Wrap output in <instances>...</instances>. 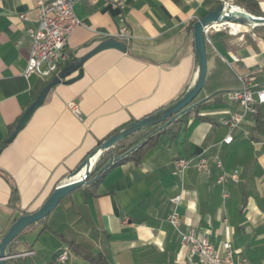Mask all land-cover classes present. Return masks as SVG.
Wrapping results in <instances>:
<instances>
[{
    "label": "crops",
    "instance_id": "obj_1",
    "mask_svg": "<svg viewBox=\"0 0 264 264\" xmlns=\"http://www.w3.org/2000/svg\"><path fill=\"white\" fill-rule=\"evenodd\" d=\"M115 1H77L73 12L85 26L71 33L66 50L77 60L113 39L125 46V52L109 49L88 59L82 77L51 89L15 139L3 145L45 81L23 77L30 53L24 36L37 25V0H0V240L16 217L36 211L100 142L169 107L188 91L197 75L189 25L222 1L233 4L231 0H126V7L118 8L112 6ZM256 1L264 16V0ZM20 15L26 19L20 20ZM123 26L129 38L119 40ZM208 38L203 97L218 94V101L195 105V113L191 109L183 114L176 135L160 136L140 165L112 168L96 185L88 183L71 193L48 216V226L88 241L93 255L103 250L104 235L112 264H189L187 250L167 223L175 210L184 227L206 234L220 254L223 243L229 242L235 258L264 264V142L251 144L257 167L241 177L243 170L234 164V157L243 147L235 150V140L249 139L254 121L249 119L236 130L230 145L222 142L226 130L220 124L236 111L228 94L240 88L238 77H252L254 84L264 85V27H244L236 36L212 32ZM20 40L22 44L15 47ZM69 103L77 107L79 118ZM200 155H217L225 174L239 172L238 183L217 185L214 169L209 174L193 169L179 172V158ZM13 192L16 206L10 203ZM174 197L180 198L178 206L170 203ZM73 206L83 208L89 227L81 223V216L72 215ZM91 229L97 233L91 234ZM21 243L33 254L15 259L18 264H47L62 253L66 260L61 264H89L43 225L29 229Z\"/></svg>",
    "mask_w": 264,
    "mask_h": 264
},
{
    "label": "built area",
    "instance_id": "obj_2",
    "mask_svg": "<svg viewBox=\"0 0 264 264\" xmlns=\"http://www.w3.org/2000/svg\"><path fill=\"white\" fill-rule=\"evenodd\" d=\"M77 1L98 2L99 0H37L38 21L34 28L25 31L24 40L30 44V53L23 77L36 76L47 82L56 77L62 70L68 59L69 53L66 50L67 40L71 33L78 27L85 25L80 23L74 15L73 5ZM221 3H228L222 1ZM112 6L118 8L126 7V0H116ZM238 8V7H237ZM240 9V8H239ZM20 20H25L24 15L19 16ZM232 25L235 29L229 27ZM244 26L219 22L204 28L205 44H211L208 36L212 33L226 32L228 35L236 36L241 33ZM129 32L126 27H121L117 39H128ZM22 40L15 44L18 47ZM240 88L228 94V99L236 105V111L229 113L227 117L220 121L221 126L226 130L223 144L230 145L233 141V134L236 130L253 117L259 108H264V85L254 84L252 77H238ZM69 109L79 118L80 112L73 103H69ZM176 166L179 172L183 173L188 169L197 172L211 173L217 171L215 183L224 186L226 182L238 183L239 172L233 171L230 174L223 172V165L217 155L207 157L200 155L193 158H179ZM226 198V192L222 193ZM179 197L170 199L173 206H178ZM167 223L176 234L181 247L188 252L189 264H249L245 260L235 258L231 244L225 242L222 245L223 254L213 246L206 234H201L197 228L184 227L179 215L173 210L167 216ZM32 251H26L7 258L18 259L28 257ZM66 254L57 256L56 262L63 263Z\"/></svg>",
    "mask_w": 264,
    "mask_h": 264
},
{
    "label": "water",
    "instance_id": "obj_3",
    "mask_svg": "<svg viewBox=\"0 0 264 264\" xmlns=\"http://www.w3.org/2000/svg\"><path fill=\"white\" fill-rule=\"evenodd\" d=\"M219 22L237 24L244 27L248 26L251 28L264 27V17H255L230 3H220L214 10L208 12L204 17L194 22L191 26V31L193 37L195 62L197 65V75L193 85L181 98H179L169 107L161 109L139 121L130 123L129 125L112 134L98 147H96L72 174H70L64 181L59 183L54 188L45 202L36 211L18 217L0 240V264H7V248L17 236H19L29 226L47 218L55 210L63 198L88 184L87 178L89 177L94 164L97 162L99 156L102 153L113 148L124 138L141 130L160 125L167 121L162 126V129L166 128L176 119L180 118L183 114L193 108V106L190 105L204 88L207 76V54L203 30L204 28ZM109 49L125 52V46L122 43H119L113 39L103 41L89 53L78 58L75 62L62 69L56 77L52 78L38 93L37 97L18 120L13 131L6 140V145L10 144L15 139L17 134L29 121L35 110H37L43 104L51 89L60 83L69 85L80 79L83 74L81 70L83 64L95 54ZM74 73H77L74 78L67 79Z\"/></svg>",
    "mask_w": 264,
    "mask_h": 264
},
{
    "label": "trees",
    "instance_id": "obj_4",
    "mask_svg": "<svg viewBox=\"0 0 264 264\" xmlns=\"http://www.w3.org/2000/svg\"><path fill=\"white\" fill-rule=\"evenodd\" d=\"M231 2L233 3L232 5L244 10L245 12H247L248 14H251L255 17H264L263 14L261 13L260 9H259V5L257 3L256 0H231ZM191 25H189V29L191 30ZM69 53V52H68ZM76 59H74L72 57V55L69 53V59L67 61V63L61 67L62 69H64L66 66H68L69 64L75 62ZM50 81V80H49ZM44 82L41 85V90L46 86V84L49 82ZM40 90V91H41ZM218 94L215 95L214 97H211V99H205L203 97V89L202 91L199 93V95L193 100V102L191 103L190 106H195V105H199V107H202L204 105H206L209 102H215L218 101ZM196 108L192 109L190 112L195 113ZM252 121H254V128L252 130V134L249 137V139L247 140H242L240 138L236 139L235 142H237V147L235 150L238 151V148L243 147L242 151H240V153H237L234 157V164L238 165L242 168L243 173L242 176H245L246 174L249 173V171L252 168H256L257 164H256V160H255V155L253 153V149L251 144L253 143H259V142H264V108H259L256 112V114L250 118ZM203 121H209L211 123L216 124V122L213 119H209V118H203ZM167 122V121H166ZM162 123L160 125H156L153 126L151 128L145 129V130H141L139 132H136L126 138H124L123 140H121L120 142H118L113 148L109 149L108 151L102 153L97 162L94 164L93 169L89 175V177L87 178V183H90L91 186H94L98 183L100 177L107 172L108 170L115 168L117 166L126 164V163H132L135 166H138L141 164L145 154L147 153V151L153 147H155V145L157 144V140L160 136L162 135H170L171 137H174L177 133V130L182 122L181 118L176 119L174 122H172L170 125H168L166 128L162 129V126L166 123ZM15 127V126H14ZM14 127H12V129L10 130L9 135L11 134V132L13 131ZM124 128V127H123ZM120 130V129H119ZM117 130V131H119ZM114 131L112 134H114ZM111 134V135H112ZM9 135L7 136V139L9 137ZM110 135V136H111ZM109 136V137H110ZM108 137V138H109ZM3 142V145L6 144V140ZM101 144V142L99 143ZM230 185H234L235 183H229ZM243 186H245L243 184ZM242 189V188H241ZM79 190V189H77ZM75 190V191H77ZM74 191V192H75ZM73 193V192H72ZM71 194H69L68 196H66L65 198H63L58 206L55 208L54 211L57 210V208L67 199L70 197ZM246 194L244 193V190L242 191V197L245 200V196ZM243 200V201H244ZM18 202V198L16 193H12L11 194V198H10V203L13 206H16ZM243 205V204H242ZM72 215L74 217H79L81 216V223L86 225V227L90 226V222L89 219L86 217L85 212L83 210V208L80 207H72L71 209ZM32 213V212H30ZM29 213H22L20 214L18 217L20 216H24L27 215ZM16 217L13 222L18 218ZM48 217L38 221L37 223L29 226L28 228H26L19 236H17L12 243L9 245V247L7 248V256H13V255H17L23 252L28 251L29 249L26 248L21 242L23 240V237L25 235V233L35 227V226H39V225H43V228L56 234L57 236H59L62 241L67 244L68 248L73 252V254L75 256H77L78 258L82 259L83 261L88 262L89 264H112L109 256L107 255V238L103 235V238L100 239L103 247L100 252H98L97 255H93L92 253V247L90 245V243L86 240H82V239H78L75 237H67L65 236V234L59 232L58 230L54 229L52 226H48L46 224ZM12 222V224H13ZM94 229H91V234H93ZM97 233V232H96ZM96 235V234H95ZM56 256H53L51 258V260L47 263V264H57L56 263ZM7 264H18L19 261L12 259V260H7L6 261Z\"/></svg>",
    "mask_w": 264,
    "mask_h": 264
},
{
    "label": "bare ground",
    "instance_id": "obj_5",
    "mask_svg": "<svg viewBox=\"0 0 264 264\" xmlns=\"http://www.w3.org/2000/svg\"><path fill=\"white\" fill-rule=\"evenodd\" d=\"M229 27H230V28H232V29H235V27H234V26H232V25H229ZM247 27H248V26H247Z\"/></svg>",
    "mask_w": 264,
    "mask_h": 264
}]
</instances>
